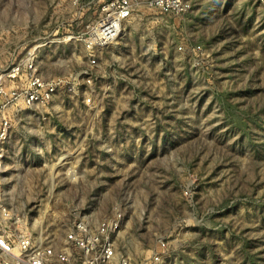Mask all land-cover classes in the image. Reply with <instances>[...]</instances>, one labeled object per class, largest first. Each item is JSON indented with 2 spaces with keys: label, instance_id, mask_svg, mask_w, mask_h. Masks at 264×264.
<instances>
[{
  "label": "rangeland",
  "instance_id": "1",
  "mask_svg": "<svg viewBox=\"0 0 264 264\" xmlns=\"http://www.w3.org/2000/svg\"><path fill=\"white\" fill-rule=\"evenodd\" d=\"M187 1L174 16L140 0L93 63L64 37L102 0H0V66L33 54L72 83L7 113L0 196L40 241L120 211L133 264H264V0Z\"/></svg>",
  "mask_w": 264,
  "mask_h": 264
},
{
  "label": "built area",
  "instance_id": "2",
  "mask_svg": "<svg viewBox=\"0 0 264 264\" xmlns=\"http://www.w3.org/2000/svg\"><path fill=\"white\" fill-rule=\"evenodd\" d=\"M139 1L102 0L100 14L86 32L81 36L71 32L64 39L82 40L92 62H96V50L119 39ZM148 4L160 13L174 16H182L190 9L187 0H148ZM16 79L23 81L18 86L11 85L10 81ZM71 87L65 76H42L33 54L24 63L0 66V174L6 171L13 127L8 111L47 106L61 89ZM121 222L120 211L94 226L81 217L73 223L63 244L40 241L0 196V264H133L129 256L118 253L115 245L113 237Z\"/></svg>",
  "mask_w": 264,
  "mask_h": 264
},
{
  "label": "bare ground",
  "instance_id": "3",
  "mask_svg": "<svg viewBox=\"0 0 264 264\" xmlns=\"http://www.w3.org/2000/svg\"><path fill=\"white\" fill-rule=\"evenodd\" d=\"M123 31H124V29H123ZM122 33H123V32H122ZM121 35H122V34H121ZM120 37H121V36H120ZM120 37H119V38H120Z\"/></svg>",
  "mask_w": 264,
  "mask_h": 264
}]
</instances>
